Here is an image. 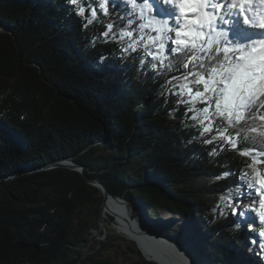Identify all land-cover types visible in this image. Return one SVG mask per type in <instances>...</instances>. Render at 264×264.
Segmentation results:
<instances>
[{
  "label": "trees",
  "instance_id": "1",
  "mask_svg": "<svg viewBox=\"0 0 264 264\" xmlns=\"http://www.w3.org/2000/svg\"><path fill=\"white\" fill-rule=\"evenodd\" d=\"M77 13L68 0H0V27L8 32L0 34V264H112L90 237L101 225L103 194L74 170L36 171L72 158L128 206L180 217L188 238L161 233L175 245L203 234L200 246L187 247L195 264L202 250L218 263L253 264L240 249L264 263L248 242L260 227L237 229L210 203L238 174L264 164L235 150L209 155L214 146L184 127L192 123L185 106L169 94L175 89L167 81L180 73L156 76L102 38L93 47L110 17L86 29L88 12ZM110 15L119 17L122 7ZM225 171L233 175L215 179ZM203 177L210 182L196 186ZM149 228L157 232L155 223Z\"/></svg>",
  "mask_w": 264,
  "mask_h": 264
},
{
  "label": "snow or ice",
  "instance_id": "2",
  "mask_svg": "<svg viewBox=\"0 0 264 264\" xmlns=\"http://www.w3.org/2000/svg\"><path fill=\"white\" fill-rule=\"evenodd\" d=\"M68 3L78 7L82 17L88 12L86 29L110 17L105 30L90 42L93 47L102 38L119 46L121 59H138L141 69L147 66L156 76L180 73L167 81L175 89L169 94L185 106L184 115L192 123L184 127L197 128L201 142L214 146L209 155L235 150L264 164V123H254L264 122V0H87V8L85 0ZM118 5L122 15L112 18L110 9ZM172 80L178 83L172 85ZM231 175L225 171L215 179ZM238 181L221 199L250 231L249 209L257 213L264 252V169L244 171ZM244 199L252 203L241 209Z\"/></svg>",
  "mask_w": 264,
  "mask_h": 264
},
{
  "label": "rangeland",
  "instance_id": "3",
  "mask_svg": "<svg viewBox=\"0 0 264 264\" xmlns=\"http://www.w3.org/2000/svg\"><path fill=\"white\" fill-rule=\"evenodd\" d=\"M209 182H210V179L203 177L196 181V186H202ZM243 201L244 202L240 205L241 209L246 208L250 203H252L248 199H245ZM210 203H211V206L215 208L217 204L219 203L221 211L223 212V215L221 216L223 218L231 216L234 221V225L239 222L241 224V227L248 226V223L244 222V220H242L238 215L231 214L232 209L230 207L229 208L225 207V202L221 199V197H214ZM110 204H111L110 205L111 207H114L120 214L124 215L118 201H112ZM135 207H137V209ZM255 207L258 209L259 204H255ZM128 208L131 209L132 215L136 219H139L141 223L147 226H149V224L151 223H155V228L157 232H159L160 234L168 233L171 236L179 235L180 239L188 238L187 235H184L185 231L181 230L180 226L183 225V220L180 217H176L175 215L168 214L162 211V209H158V208L156 209L155 213L151 212L152 214H149L150 210L147 207L140 205L138 202L135 204L133 203L132 205L128 206ZM108 215L109 214L107 210L103 212V215L101 217V225L96 231H93L90 236L91 238H96L99 242V248L97 249V252L100 254H103L104 258L110 259L112 264H144V261H145L144 258L141 256H138V254L136 253V250H137L136 247L132 244L131 240H129V238L123 233V230L121 229V227H119V225L117 226V228L113 226H108V223H107ZM249 215L251 217V220H248V219L247 220L260 227L257 213L249 209ZM123 225L124 226H122V228L126 230L131 235V237H134L133 239H135L136 236L134 235L133 231L127 228L126 223H123ZM156 236L159 237L162 241L166 239V238L163 239L161 236H158L157 234ZM136 240L140 241L141 244H143V247L146 250V258L153 260L155 262L160 261L161 263V260L159 258L160 255L158 254L156 250L152 249L151 246L147 245L146 242L144 243L141 238L136 237ZM205 240L206 239L204 235L202 234L201 237L199 238H195V237L190 238V241L187 243V245L182 246V247L187 252L188 246L190 247H193V246L195 247L196 245L200 246L201 243L204 242ZM253 240L257 241V243H252ZM248 242H249L250 247L252 245L253 246L255 245L260 249L261 237L256 232L255 239L248 240ZM103 249H106L108 251L104 252ZM240 250H241V253L243 252L245 256L247 257L246 260L251 261V262L255 261L256 264H264L261 258L259 257L258 253L254 255V254H248L244 249H240ZM260 253H261V256L264 258V252H262L261 249H260ZM202 255L204 256H201L200 260L198 258L199 264H202V261L206 262L207 264H222V263H218L217 261H213L209 259L208 258L209 256L206 255V253H204L203 250H202Z\"/></svg>",
  "mask_w": 264,
  "mask_h": 264
},
{
  "label": "water",
  "instance_id": "4",
  "mask_svg": "<svg viewBox=\"0 0 264 264\" xmlns=\"http://www.w3.org/2000/svg\"><path fill=\"white\" fill-rule=\"evenodd\" d=\"M8 33L6 30L2 29L0 27V34H5ZM59 167H63V169H70V170H74L76 172H78L81 177L88 183L90 184L92 187H95L96 189H98L102 194H103V205H102V211L101 214L103 215V211L105 209V202L108 198L113 199V200H117L119 201V203L121 204V209L123 211L124 217L126 218V223H127V228L131 231H133L134 233H138L142 235V241L145 243H147V245H151L152 249H156V251L158 252V254L160 255L159 258L162 262V264H193L191 262V260L189 261L188 258V253L186 252V250L182 247V246H177L174 243H172L170 240H168L166 238L167 241H169L168 243L170 245L173 246H177L180 247L182 249V251H178L175 250V248L173 247H169L166 244H162L161 242H159V237L156 236V234L161 235L160 233H152V230L148 227H146L143 223H141V221H139V219H136L133 215H132V211L130 208H128V205L122 200L120 199L119 196H111L108 194L105 186L103 185V183L99 180H91L88 179L85 175V172L83 170V166H80L76 163L73 162V158L72 159H68V160H60V161H56L51 165H47L44 167H41L39 169H36V171L39 170H51V169H55V168H59ZM33 170H31L30 172H32ZM108 214L110 216H112L114 218V220L116 221V223L119 225V227H121V229L123 230V233L129 238V240H131L132 244L136 247V249L141 253V257L144 258V260L148 263H153V264H161L160 261H153L150 260L148 258H146V250L143 247V244H141L140 241L133 239V237H131V235L122 228L123 225V221H121L120 219L117 218V216L112 213V212H108ZM117 228V226H116ZM152 245L155 246L152 247ZM180 262V263H178Z\"/></svg>",
  "mask_w": 264,
  "mask_h": 264
},
{
  "label": "bare ground",
  "instance_id": "5",
  "mask_svg": "<svg viewBox=\"0 0 264 264\" xmlns=\"http://www.w3.org/2000/svg\"><path fill=\"white\" fill-rule=\"evenodd\" d=\"M245 200V199H244ZM119 202V201H118ZM244 202V201H243ZM120 204V203H119ZM245 204V203H244ZM256 204H258V203H256ZM120 206H121V204H120ZM108 211V212H112V213H114L116 216H117V218L118 219H120L121 221H123V223H126L127 221H126V218L124 217V215H122V214H120L118 211H116L113 207H111L110 205H109V203H108V199L106 200V202H105V209H104V211ZM103 211V212H104ZM247 219L248 220H251V217H250V215L247 217ZM127 224V223H126ZM134 233V232H133ZM152 233H154L153 231H152ZM156 233V232H155ZM154 233V234H155ZM134 235L136 236V237H138V238H141V239H143L142 238V235L141 234H138V233H134ZM158 235V234H157ZM158 236H161V235H158ZM136 237H135V239H136ZM163 239H164V237L163 236H161ZM134 238V237H133ZM160 239V238H159ZM164 241H167L166 239H164ZM159 242H161V239L159 240ZM169 241H167V243H168ZM162 244H166V245H168L169 247H175V248H177V249H179L178 251H182V249L180 248V247H177V246H173V245H170L169 243L167 244V243H164V242H161ZM193 244V243H192ZM151 246V245H150ZM197 246V245H196ZM152 247H155L154 245H152ZM156 250V249H155ZM176 250V249H175ZM188 256V255H187ZM202 256H204V255H202ZM189 257V256H188ZM190 261V260H189ZM192 262V261H191ZM255 261H253V264H256V262L254 263ZM162 263V262H161ZM179 263V262H178ZM193 263V262H192ZM193 264H195V263H193ZM202 264H207L206 262H204V261H202ZM250 264H252V263H250Z\"/></svg>",
  "mask_w": 264,
  "mask_h": 264
}]
</instances>
